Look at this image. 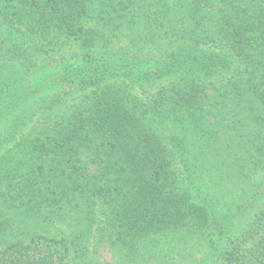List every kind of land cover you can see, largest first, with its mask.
I'll return each instance as SVG.
<instances>
[{
	"label": "trees",
	"instance_id": "obj_1",
	"mask_svg": "<svg viewBox=\"0 0 264 264\" xmlns=\"http://www.w3.org/2000/svg\"><path fill=\"white\" fill-rule=\"evenodd\" d=\"M263 172L264 0H0V213L33 235L0 264H90L45 229L97 199L118 235L187 234V264H264Z\"/></svg>",
	"mask_w": 264,
	"mask_h": 264
},
{
	"label": "rangeland",
	"instance_id": "obj_2",
	"mask_svg": "<svg viewBox=\"0 0 264 264\" xmlns=\"http://www.w3.org/2000/svg\"><path fill=\"white\" fill-rule=\"evenodd\" d=\"M138 93H141V97H143L142 92ZM163 131L165 132V135H161V140H159V142H169L171 140L173 141L176 137L183 135L187 136V126L183 123L176 122L170 127L166 126L163 128ZM214 141L217 142L216 140ZM260 159L255 153L252 156L248 154L245 163L248 162L249 164L262 167V162H259ZM174 170L176 187L178 189L182 187L187 188V171L185 167L178 164ZM226 179L227 178L223 177L222 180ZM95 202L96 211L90 220H87L82 216L83 222L79 223L75 217H73L74 219L68 217L66 223L60 222L56 224H46L45 231L47 232V235L56 236L60 233V236L63 238L79 242L78 249L83 248L85 250L86 257L90 264H126L121 261V259L127 260L125 258L126 255H130L132 258L137 257V259L142 261L147 260L146 263L139 262L138 264H179L181 260H185V263L187 264V256L189 255L188 252L191 244H188L187 234L186 237H183L181 234L173 233L166 243L163 242L164 240H161V237L164 236L158 234V232H161L160 228L148 229L142 227L138 229L137 234L141 239L135 237L136 233H128V227H120L122 228L121 230L123 234L118 235L119 226L116 225L113 220L109 219L107 215L103 214V204L105 201L97 199ZM122 216L119 218H122ZM36 229H42V227H37ZM144 230L150 234L144 236ZM127 235L128 240H126ZM29 236H33L32 233H30L29 228L26 226L24 228H19L18 224L15 223V220L11 219L10 214H7L5 211L0 213V252L3 250V246H5V244L2 243L4 239L9 238L11 242H14L22 237L28 241ZM130 240L139 242V244H137L138 248H142L144 244L148 245V247L146 249L138 250V256H136L137 252L135 251L134 253L133 251V255L132 252L127 249V242L130 243ZM113 242L120 246H114L112 244ZM192 242H194V240ZM215 243V241H212L208 245L204 244L205 246L200 250H195L196 254H202L201 258L205 255L209 256V252L214 251ZM73 244H75V242ZM199 256L200 255H197L195 259L197 260ZM129 264L131 263L129 262Z\"/></svg>",
	"mask_w": 264,
	"mask_h": 264
}]
</instances>
